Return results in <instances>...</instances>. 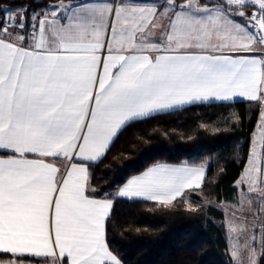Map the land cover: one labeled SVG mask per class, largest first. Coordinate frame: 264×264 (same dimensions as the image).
I'll list each match as a JSON object with an SVG mask.
<instances>
[{
  "label": "snow or ice",
  "instance_id": "1",
  "mask_svg": "<svg viewBox=\"0 0 264 264\" xmlns=\"http://www.w3.org/2000/svg\"><path fill=\"white\" fill-rule=\"evenodd\" d=\"M236 97L264 153V0H0V264H125L115 201L188 204L208 166L156 162L102 198L92 170L132 124ZM262 185L253 148L241 211L264 212Z\"/></svg>",
  "mask_w": 264,
  "mask_h": 264
},
{
  "label": "trees",
  "instance_id": "2",
  "mask_svg": "<svg viewBox=\"0 0 264 264\" xmlns=\"http://www.w3.org/2000/svg\"><path fill=\"white\" fill-rule=\"evenodd\" d=\"M259 113L260 106L249 101L191 105L134 123L120 134L92 170L98 198L156 162L209 165L202 191L190 195L194 212L183 200L171 209L115 201L109 240L125 264H233L223 213L206 201L233 198ZM258 264H264V255Z\"/></svg>",
  "mask_w": 264,
  "mask_h": 264
},
{
  "label": "rangeland",
  "instance_id": "3",
  "mask_svg": "<svg viewBox=\"0 0 264 264\" xmlns=\"http://www.w3.org/2000/svg\"><path fill=\"white\" fill-rule=\"evenodd\" d=\"M260 119L259 115L255 124V127L250 135L249 150L245 160V164L241 170L239 177L234 181L233 185L235 187V194L232 199L213 201L207 200V204L215 207L223 213L222 222L226 228V239L228 243V250L230 253L231 261L234 264V258L232 256V251L237 253L235 257V264H258V258L260 255H264V212L256 213L255 209L259 207L258 204L253 205V211H241V208L247 209V200L249 197L254 198L257 193H247L242 192L235 185L238 179L241 177L244 169L246 167L249 154L255 148L257 154L264 155L262 153L260 145ZM259 162V161H258ZM207 164L208 163H203ZM207 167V170H208ZM259 175V173H257ZM264 187V185H262ZM196 203L195 200L191 199L188 202L191 206ZM231 222L234 230L231 234L227 231V226ZM253 236L256 237L255 242H253Z\"/></svg>",
  "mask_w": 264,
  "mask_h": 264
},
{
  "label": "crops",
  "instance_id": "4",
  "mask_svg": "<svg viewBox=\"0 0 264 264\" xmlns=\"http://www.w3.org/2000/svg\"><path fill=\"white\" fill-rule=\"evenodd\" d=\"M237 101H247L246 98H242V97H236L234 98V102H237ZM214 103H219V102H214ZM231 103V102H230ZM208 104H212V103H208ZM188 107V106H186ZM114 192V191H113ZM98 198V197H97ZM40 264H45V262L43 260L40 261Z\"/></svg>",
  "mask_w": 264,
  "mask_h": 264
}]
</instances>
